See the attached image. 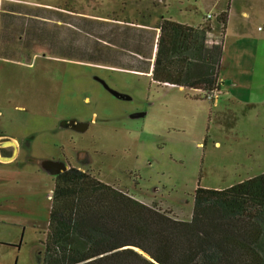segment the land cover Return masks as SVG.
<instances>
[{
	"label": "rangeland",
	"instance_id": "rangeland-1",
	"mask_svg": "<svg viewBox=\"0 0 264 264\" xmlns=\"http://www.w3.org/2000/svg\"><path fill=\"white\" fill-rule=\"evenodd\" d=\"M78 1L89 14L122 16L126 7L138 19L137 9L151 14L153 22L163 14L197 24L212 15L216 28L219 7L228 2ZM2 69L0 98L13 94L19 100H0V130L29 131L33 138L30 148H20L11 167L13 194L1 203L0 264H43L56 166L85 168L137 199L157 195L161 202L148 205L174 218L190 215L198 186L226 188L264 173L263 106L255 109L226 93L211 100L192 88L158 89L149 78L89 63L69 69L63 82L55 81L64 77L54 69V81L46 84L39 61ZM12 71L16 79L7 80ZM17 104L27 110H15Z\"/></svg>",
	"mask_w": 264,
	"mask_h": 264
},
{
	"label": "trees",
	"instance_id": "trees-1",
	"mask_svg": "<svg viewBox=\"0 0 264 264\" xmlns=\"http://www.w3.org/2000/svg\"><path fill=\"white\" fill-rule=\"evenodd\" d=\"M217 22L162 18L153 78L218 93L228 12ZM55 175L43 264H264V173L226 188L198 186L190 220L87 169Z\"/></svg>",
	"mask_w": 264,
	"mask_h": 264
},
{
	"label": "crops",
	"instance_id": "crops-1",
	"mask_svg": "<svg viewBox=\"0 0 264 264\" xmlns=\"http://www.w3.org/2000/svg\"><path fill=\"white\" fill-rule=\"evenodd\" d=\"M77 1L54 5L26 0H0V75L4 77L2 68L5 63L32 67L39 61L45 84L54 81L49 77L54 69L55 75L64 77L55 81L63 82L69 69L89 63L100 69L149 78L150 85L158 89L187 88L168 82L158 83L153 78L161 32L159 22L167 18L195 27L205 23L214 25L212 15L211 18L203 16L201 23L197 24L178 21L163 14L153 22L150 20L151 14L137 9L138 19L126 7L122 16L118 13L113 16L89 14ZM157 1L156 4H162L166 0ZM225 11L228 12V22L219 93H226L231 100H245L260 110L264 107V54L260 52L264 44V28L256 26L264 24V0H228L219 7L216 19ZM7 76V80L16 79L13 71ZM3 99L8 102L19 100L13 94L0 98L1 101ZM18 109L27 110L25 106L17 104L15 110ZM32 138L29 131L11 134L0 130V207L2 201L13 194L11 167L19 161L23 143L30 148L27 143ZM7 140L13 141L15 147L4 146ZM55 168L59 169L57 166ZM53 190L54 187L50 192L51 205ZM138 199L146 204L161 202L157 195L150 194L138 195ZM193 207L190 215L181 219L190 220Z\"/></svg>",
	"mask_w": 264,
	"mask_h": 264
},
{
	"label": "water",
	"instance_id": "water-1",
	"mask_svg": "<svg viewBox=\"0 0 264 264\" xmlns=\"http://www.w3.org/2000/svg\"><path fill=\"white\" fill-rule=\"evenodd\" d=\"M9 145L15 147V143L13 141L7 140V141L4 142V146H9ZM14 153H16V151H14ZM7 159H9V158H7ZM54 171L56 173V172L59 171V169L58 170H54Z\"/></svg>",
	"mask_w": 264,
	"mask_h": 264
},
{
	"label": "built area",
	"instance_id": "built-area-1",
	"mask_svg": "<svg viewBox=\"0 0 264 264\" xmlns=\"http://www.w3.org/2000/svg\"><path fill=\"white\" fill-rule=\"evenodd\" d=\"M211 17H212L211 15L208 16V18H211ZM215 95H216V93H210V94H208V98L213 100Z\"/></svg>",
	"mask_w": 264,
	"mask_h": 264
}]
</instances>
